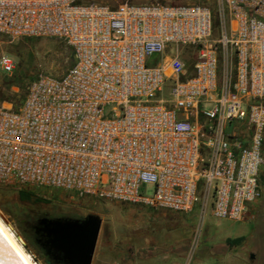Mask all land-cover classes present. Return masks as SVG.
Returning a JSON list of instances; mask_svg holds the SVG:
<instances>
[{
    "label": "built area",
    "instance_id": "1",
    "mask_svg": "<svg viewBox=\"0 0 264 264\" xmlns=\"http://www.w3.org/2000/svg\"><path fill=\"white\" fill-rule=\"evenodd\" d=\"M218 6L216 34L198 2L0 0V34L74 53L0 105V183L186 213L203 180L202 217L242 220L263 195L264 0ZM199 238L172 264H197Z\"/></svg>",
    "mask_w": 264,
    "mask_h": 264
},
{
    "label": "rangeland",
    "instance_id": "2",
    "mask_svg": "<svg viewBox=\"0 0 264 264\" xmlns=\"http://www.w3.org/2000/svg\"><path fill=\"white\" fill-rule=\"evenodd\" d=\"M99 1L116 6L120 2L146 3L161 1L174 4L198 2L209 5L214 13V32H220L218 0H84ZM197 51L184 48L183 54L191 66ZM8 56L14 69L6 72L1 57ZM73 62L70 43L56 37L11 38L0 34V105L18 108L25 98L30 82L41 74L63 75ZM209 104L201 108H211ZM264 165L261 169V177ZM203 180L198 186V200L190 212L170 209H151L94 196L43 187H32L38 196L46 199L43 207H21L8 203L0 205L11 226L25 241V246L39 264H63L44 256L43 249L29 238L30 228L20 215L24 212L84 218L98 214L102 227L93 264H172L180 263L199 238L195 253L197 264H210L215 257L221 264H264V179L263 196L242 220L217 219L210 209L202 217ZM19 188L0 183V193L14 199ZM30 231H26V229ZM27 229V230H28ZM33 234L32 232L30 233ZM33 237V236H32ZM228 238H243L227 245ZM254 257H251V254ZM50 259V262H47Z\"/></svg>",
    "mask_w": 264,
    "mask_h": 264
},
{
    "label": "water",
    "instance_id": "3",
    "mask_svg": "<svg viewBox=\"0 0 264 264\" xmlns=\"http://www.w3.org/2000/svg\"><path fill=\"white\" fill-rule=\"evenodd\" d=\"M102 221L98 214L84 218L42 216L35 225L39 235L35 242L45 256L63 264H93Z\"/></svg>",
    "mask_w": 264,
    "mask_h": 264
},
{
    "label": "bare ground",
    "instance_id": "4",
    "mask_svg": "<svg viewBox=\"0 0 264 264\" xmlns=\"http://www.w3.org/2000/svg\"><path fill=\"white\" fill-rule=\"evenodd\" d=\"M0 264H39L0 210Z\"/></svg>",
    "mask_w": 264,
    "mask_h": 264
},
{
    "label": "trees",
    "instance_id": "5",
    "mask_svg": "<svg viewBox=\"0 0 264 264\" xmlns=\"http://www.w3.org/2000/svg\"><path fill=\"white\" fill-rule=\"evenodd\" d=\"M72 51H73V48H72ZM73 63H74V53H73V62H72V64ZM263 153H264V149H263ZM262 179H264V173L262 174V177H261V184H262ZM7 203H8V205L9 204L15 205L17 208H21V207H25V206L37 208V207L45 206L47 201H46V199L38 196L34 191H32L30 189L19 188L18 195H16V197H14V199L8 198V197L5 196V194L0 193V205H4V204L6 205ZM29 214L31 215V214H33V212H31V211L30 212H24V213H22L20 215V217L21 218H26ZM41 216H46V215L45 214L44 215H40V217ZM30 220H33L32 222H34V223L36 221L35 218H31ZM26 231L28 232L30 230L26 229ZM31 231H32L33 234L31 235L30 234L31 232H28L29 233V235H28L29 238H32V239L35 240L37 237H39V235H37L36 232H35V227ZM242 239L243 238H228L227 239V245L228 246L229 245H233V244H235L237 242H240Z\"/></svg>",
    "mask_w": 264,
    "mask_h": 264
},
{
    "label": "flooded vegetation",
    "instance_id": "6",
    "mask_svg": "<svg viewBox=\"0 0 264 264\" xmlns=\"http://www.w3.org/2000/svg\"><path fill=\"white\" fill-rule=\"evenodd\" d=\"M40 215H44V214H39V213H33V214H29L26 218H23L22 220L25 222V224L30 228V230L34 229L35 225L38 223V220L40 218ZM46 216H48V214H45ZM42 217V216H41ZM51 217V216H49ZM55 217H60V216H55ZM31 218H35V223L32 222L33 220H30ZM28 229V228H27ZM29 230V229H28ZM34 231V230H33ZM32 232V231H31ZM45 256V255H44ZM50 261V259H47V262ZM55 262L57 263H61L60 261L55 260ZM49 263V262H48Z\"/></svg>",
    "mask_w": 264,
    "mask_h": 264
},
{
    "label": "crops",
    "instance_id": "7",
    "mask_svg": "<svg viewBox=\"0 0 264 264\" xmlns=\"http://www.w3.org/2000/svg\"><path fill=\"white\" fill-rule=\"evenodd\" d=\"M210 264H221L222 262L217 261L215 257H211V259H207Z\"/></svg>",
    "mask_w": 264,
    "mask_h": 264
}]
</instances>
